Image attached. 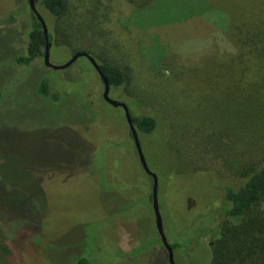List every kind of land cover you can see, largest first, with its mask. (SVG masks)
<instances>
[{
	"label": "rangeland",
	"instance_id": "obj_1",
	"mask_svg": "<svg viewBox=\"0 0 264 264\" xmlns=\"http://www.w3.org/2000/svg\"><path fill=\"white\" fill-rule=\"evenodd\" d=\"M115 2L118 7L107 31L111 42L120 47L116 65L129 72L131 79L119 90L111 91L110 96L126 103L131 111L129 93L140 99L147 97L151 107L172 123V115H177L182 107L174 99L192 102L183 93L188 78L172 83L165 77L172 71L160 59L164 56L175 61L176 51L197 50L209 39L217 42L216 28L200 19L150 25L145 22L146 26H141L140 22L129 20L132 9L124 0ZM28 5V0H0V221L10 244L17 249L21 264H76L80 258L98 254L83 238L80 225L107 222L102 238L108 239L123 256L115 260L118 256L101 241L102 252L116 256L99 264H169L167 251L157 235L152 206L138 197L125 180L111 177L107 187L114 191L99 189V171L111 174L114 145L129 149L128 158L134 165L137 160L132 159L134 142L129 126L120 122L124 112L104 103L101 107L107 111L108 120L96 119L95 110L103 101V85L96 77V82H86L90 74L95 76L89 61L80 58L68 70H52L43 60H36L30 68L12 65L11 59L27 47L23 33L27 26L24 28L23 24ZM72 56L56 50L50 59L54 65H62ZM182 58L186 62H181V67L191 64L189 58ZM46 77L66 81L62 90L69 93L58 103L37 93ZM70 77L74 82L67 80ZM81 81L86 83H75ZM141 81L149 85H140ZM87 91V98L81 99ZM185 91L188 94V85ZM223 96L221 92L214 96L213 105L220 111ZM140 111L136 108V113ZM178 123L175 120L174 126ZM142 148L150 170L160 181L159 204L168 242L173 244L180 239L182 243H199L175 250V263L210 264L207 248L213 242L209 236H202L216 228L223 217V187L214 175L205 174L171 183L169 176L160 171L162 161L168 159L176 165L178 157L164 144L152 142ZM91 162L94 174L90 171ZM183 162L186 165V160ZM177 165L180 167L178 162ZM174 167L173 170L177 166ZM215 168L220 170L219 166ZM133 174L125 176L135 184ZM138 246L144 249L135 250Z\"/></svg>",
	"mask_w": 264,
	"mask_h": 264
},
{
	"label": "trees",
	"instance_id": "obj_2",
	"mask_svg": "<svg viewBox=\"0 0 264 264\" xmlns=\"http://www.w3.org/2000/svg\"><path fill=\"white\" fill-rule=\"evenodd\" d=\"M124 1L133 12L129 20L132 23L140 22L141 26L200 19L216 28L217 42L209 39L197 50L176 51L178 55L175 61L164 56L160 59L163 66L171 69L170 76H163L172 83L188 78L186 85L189 92L186 93L185 85L183 93L185 97H191L192 102L174 99V103L182 107L178 108L177 115H172V123L160 110L151 107L149 98L140 99L129 93L127 100L133 104L130 111L141 145L152 142L164 144L178 157L180 167L177 162L175 165V161H162L160 171L169 176L171 183L176 180L182 183V177L189 179L193 174H205L214 175L223 187V217L216 228L202 236H209L213 242L207 248L211 254L210 264H264V0ZM35 4L48 27L52 45L50 54L56 50L66 51L70 56L79 51L89 53L108 78L111 91L119 90L130 82L129 72L116 65L120 47L111 42L112 37L107 31L113 12L118 7L115 0H35ZM25 18L23 27L27 26V29L23 33L27 47L23 52L19 50L20 53L11 59L12 65L20 68H30L36 60L44 61L46 51L44 29L30 5L25 11ZM183 56L191 61L186 67H181V62H186ZM79 69L84 71L83 68ZM199 75L206 78L197 77ZM88 77L86 82H96V77L103 85L96 71L95 76L90 74ZM67 80L74 82L72 77ZM195 80L198 81L195 83ZM65 82L46 77L37 87V93L58 103L62 96L69 93L62 90ZM86 82L75 83L84 85ZM140 85L149 84L141 81ZM206 89L207 95L204 93ZM87 92L81 94V99L87 98L90 91ZM217 92L224 95L222 111L213 105ZM104 103L103 100L95 110L98 120H108L107 111L101 107ZM136 108L141 110L140 113H136ZM122 119L120 122L126 123L125 116ZM175 120L179 123L174 126ZM110 140L114 145L113 139ZM117 147L114 145L111 148L114 158L110 165L111 174L99 171V189L114 191L107 187L108 181H112L111 177L125 180L130 183L131 189H135L137 196L153 209V179L144 171L135 145L133 152L130 151L137 165L128 158L129 149ZM184 160L186 165L183 166ZM190 162L196 164L195 167L187 165ZM173 164L177 166L175 170ZM185 166L186 169H183ZM215 166H219L220 170H216ZM94 167L91 162L90 171ZM127 173H134L135 184L125 176ZM175 176L178 177L175 179ZM107 225V222L80 225L83 238L98 254L80 258L76 264H99L116 255L118 257L114 259L120 260L123 255L108 243V239L102 238L103 227ZM157 235L160 239L158 231ZM8 236L0 221V264H21L17 249L10 244ZM101 241L116 255L102 252ZM174 242L170 244L174 251L181 246L199 244L194 240L182 243L179 239ZM137 249L140 251L142 248L138 246Z\"/></svg>",
	"mask_w": 264,
	"mask_h": 264
},
{
	"label": "water",
	"instance_id": "obj_3",
	"mask_svg": "<svg viewBox=\"0 0 264 264\" xmlns=\"http://www.w3.org/2000/svg\"><path fill=\"white\" fill-rule=\"evenodd\" d=\"M29 5H30L32 12L36 15L38 21L41 23V25L44 29V33H45V37H46V51H45V56H44L45 66L52 69V70H66V69L70 68L72 65H74L78 59L86 58L90 62V64L92 65V67L94 68V70L96 71L98 76L102 80V83H103V94H102L103 100L107 104H109L110 106H112L114 108H121L123 110L126 123L128 124L129 129H130L131 134H132V137H133L134 145H135L140 163H141L144 171L147 173V175H149L153 179L152 199H153V210H154V215H155V220H156V229L158 231V234L160 236L162 244L167 251L168 263L169 264H176L175 263V257H174V249L172 248V246L168 242L167 236H166L165 231H164L163 218H162V214H161V210H160V204H159V178H158L157 174H155L154 172H152L150 170V168L147 164V160H146L144 152H143V148H142V145H141V142L139 139V135H138L137 130L134 126L132 114H131L129 107L127 106L126 103L120 102V101H117V100H114L111 98V96H110L111 85L109 83V80L105 76L104 72L100 68V65L97 63L95 58L92 55H90L89 53H87L85 51L76 52L65 64H62V65H54L51 62L50 48L52 45L49 42V36H48L49 31H48L47 24H46L45 20L43 19V17L41 16V14L38 12V10L36 8L35 0H29Z\"/></svg>",
	"mask_w": 264,
	"mask_h": 264
}]
</instances>
